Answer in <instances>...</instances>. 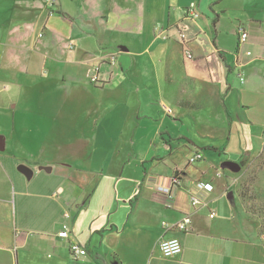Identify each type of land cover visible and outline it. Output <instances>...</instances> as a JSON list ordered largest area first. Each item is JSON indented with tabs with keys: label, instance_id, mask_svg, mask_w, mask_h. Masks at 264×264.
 I'll list each match as a JSON object with an SVG mask.
<instances>
[{
	"label": "crops",
	"instance_id": "1",
	"mask_svg": "<svg viewBox=\"0 0 264 264\" xmlns=\"http://www.w3.org/2000/svg\"><path fill=\"white\" fill-rule=\"evenodd\" d=\"M233 1L239 4L232 7ZM17 3L24 10H17L12 25L20 26L6 33L13 47L28 46V33L21 28L44 29L39 38L50 35L40 54L46 70L36 73L42 78L37 86L42 99L35 112L45 115L46 122L34 127L42 139L32 162L18 158L12 141L3 139L0 264H36L43 249L54 252L56 264L62 259L71 263L72 242L86 250L82 264H264V194L253 190L264 170V20L245 14L247 0ZM191 5L197 18L187 13ZM226 20L231 22L228 31ZM239 27L248 34L242 46ZM182 29L187 31L184 40ZM200 34L205 41L199 40ZM185 50L192 59L185 57ZM6 59L1 42L0 62ZM94 74L97 84L90 81ZM45 94L48 100H43ZM165 108L173 109V116ZM84 117L90 123H75ZM151 127L157 128L154 135ZM95 129L99 131L93 133ZM156 133L168 147V159L175 151L184 154L165 175L157 169L166 158L148 161L139 152L132 158L121 148L128 143L136 152L137 146L155 140L150 136ZM233 142L237 146L232 149ZM206 147L213 163L234 154L221 165L237 163L244 174L238 178L216 171L209 177L214 164L203 158L189 165L188 157ZM55 154L65 157L48 159ZM20 165L33 172L30 178L18 170ZM57 166L58 175L53 173ZM176 172L181 184L169 206L156 187L167 185ZM53 176L63 185L75 179L85 187L93 182L92 194L97 196L82 207L72 198L70 216L64 217L62 205L53 200L62 190ZM196 182L210 184L213 190L200 192V205L194 208L189 194ZM245 189L252 200L241 197ZM186 215L191 220L187 232L161 227L163 221L175 223ZM61 216L70 224L66 240L57 237ZM172 237L179 239L182 252L163 257L159 241Z\"/></svg>",
	"mask_w": 264,
	"mask_h": 264
},
{
	"label": "rangeland",
	"instance_id": "2",
	"mask_svg": "<svg viewBox=\"0 0 264 264\" xmlns=\"http://www.w3.org/2000/svg\"><path fill=\"white\" fill-rule=\"evenodd\" d=\"M19 0H0V43L2 42V48L7 55L6 62L4 61V64L0 62V137H2L4 140L9 139L8 144L12 143L14 144L13 148H16V155L18 158H24L27 161L32 162V159L38 154L40 149V142L42 133L38 132L34 129L35 125L38 123H45V115L36 114V110H38L40 107L39 103L41 101V97L37 94L38 91V81H40L41 77L36 76V73L41 75V72L45 71V67L43 66L44 59L40 56L41 52H43L42 49V43L48 42L47 37H50L49 34L46 35L44 38H39V35L41 32H44V29L37 28V31L29 30L26 28H21V33L27 32L28 34V46L19 49L17 47H13L11 43L6 39V33L9 32L8 29L12 27H18L20 25H12V22L14 21V15L19 11L21 13L24 8L21 7V3H17ZM243 1V0H241ZM255 0H247L246 5V11L245 14H247L250 17H255L261 20H264V0L262 3H259L258 5L254 3ZM239 3L233 1L232 7H236ZM254 4V5H253ZM240 6L243 7L242 2ZM25 7V6H24ZM231 17V15H228ZM44 21V18L41 17L40 21ZM41 21V22H42ZM231 22L229 20H226L223 22V25L225 26V30H230V24ZM181 33L184 35L187 34L186 29H182ZM203 34H200L199 40L205 41V38H202ZM60 42H63L62 39H58ZM54 41V40H53ZM67 44L69 42L67 41ZM22 70V71H21ZM39 70V71H38ZM29 72V74L24 75L25 72ZM30 75V78H27V76ZM36 79V82H34ZM42 79V78H41ZM21 85V87L18 86ZM5 87V88H3ZM47 96V97H46ZM46 97V98H45ZM52 97V96H51ZM48 100L49 95L45 94L43 100ZM109 98L106 96V101L109 102ZM170 110L173 112V109L170 108ZM175 111V110H174ZM176 112V111H175ZM47 112L43 110V114H46ZM173 116V113L169 114ZM174 118V117H173ZM107 119V118H106ZM71 121V120H70ZM73 121L72 123H74ZM75 123H90L88 118H82L80 122ZM152 125L160 124L159 121H151ZM157 128L152 130V127L150 128L151 133H153ZM96 131H99V129H95L93 133H96ZM113 130H108L109 133ZM87 132V131H86ZM84 131V133H86ZM211 132V131H209ZM88 132L86 133V135ZM210 136L212 134H209ZM127 136H129L127 134ZM150 138H154L155 140H152L148 143L146 146H137L136 152L133 147H131L128 143L124 144L121 148L126 153H132L131 157L135 158L136 153H141L142 156L146 158V160L151 161V158L153 156H159L166 158V162L160 163L158 165L157 172L160 174H168L169 168L172 167V162H176V164L183 161V152H173L174 158L168 159V147H164L160 141V137L158 136V133L156 135L150 136ZM176 143L172 144V147H175ZM237 145L231 143V148L235 147ZM230 148V149H231ZM134 152V153H133ZM203 157V159L207 162L212 160L210 159L209 151L208 150H200L199 151ZM224 154V153H223ZM228 156H234V154H227L224 156H221L220 159L221 162L217 161L214 164V169H209L208 176L212 177L214 174H216V171H218L220 174H228V175H238L237 177H241V175L244 174V170H240L236 174L234 172H231L227 169L221 168V163L224 161H227ZM65 156H62L60 154H55V156H51L48 159L52 160H61ZM130 158V159H132ZM219 159V160H220ZM125 158V162H126ZM54 162V161H52ZM33 164V163H31ZM149 164V163H147ZM243 166V165H242ZM61 167L57 166L55 168V171L53 173L59 174ZM53 175V174H52ZM223 178V177H222ZM55 186L59 184L62 187L61 191L55 192L53 196V200H57V202L62 205V212L68 213L70 216V211L68 209V204L73 203L72 198H76V204L80 205L81 207L84 204H87L85 202L94 201L97 194H92L94 185L93 182L90 183L87 187L85 185H82L79 183L78 179H75L73 181V184L66 185L62 183L61 179H57V177H54ZM109 179V178H108ZM90 181H94V179L89 178ZM89 181V182H90ZM102 182L106 185H110L111 183L108 182L106 179H104ZM229 182L234 184L231 180ZM191 183V182H190ZM103 184V186H105ZM194 184V183H193ZM229 185L230 188L233 186ZM255 192H259L261 194H264V170L259 175V178L256 182L255 187L253 188ZM109 188H107L106 193H109ZM228 192H233L235 200H237V194L235 193L234 189H229ZM247 195H249V192H247ZM91 196V197H90ZM92 198V199H91ZM38 202H42L41 199H38ZM86 217V216H85ZM61 227L63 224H66L68 226V230H70L69 227V220L66 218H63L61 216ZM71 256V255H70ZM112 258V257H111ZM71 260V263H68L65 259L60 260L58 264H82V257L79 258H73L72 256L69 257ZM36 264H56L55 254L52 251H46L45 249L39 250L37 254V261ZM146 264V262H145Z\"/></svg>",
	"mask_w": 264,
	"mask_h": 264
},
{
	"label": "built area",
	"instance_id": "3",
	"mask_svg": "<svg viewBox=\"0 0 264 264\" xmlns=\"http://www.w3.org/2000/svg\"><path fill=\"white\" fill-rule=\"evenodd\" d=\"M55 0H49V4L51 5L54 3ZM194 5H191L187 8V13H190L192 18H197V14L193 11ZM237 33L239 36V45H244L248 40V34L242 27H239L237 29ZM42 35H39L41 37ZM181 39L184 40L185 36L183 33H181ZM185 57L187 59H192L191 52L188 50L184 51ZM246 56H250V52L245 53ZM114 57H112V60ZM97 75H91L90 81L93 84L97 83ZM241 82H243V78H240ZM5 88V87H3ZM166 112L168 114H171L172 111L168 108H165ZM202 155L200 152L196 151L192 155L188 157V164L192 165L200 160H202ZM179 173V172H178ZM181 184V180L174 174L168 179L167 185H158L156 187V191L159 195L165 197L167 204L170 206L174 199V193L175 189L179 187ZM194 191L189 194V200L192 207H198L200 205V199H199V193L200 192H211L213 190L212 185L204 183V182H196L192 185ZM213 214L211 215V217ZM64 217H68V214L66 213ZM191 224V220L189 216H184L180 221L175 223H168V222H162L161 227L163 230L169 232V231H179V232H187L189 230V226ZM57 237L61 240H66L69 238V230L67 225H63L60 229V231L57 233ZM158 248L160 253L163 257L169 258L179 255L182 252V245L179 239L177 238H161L158 244ZM69 252L73 258H79L84 257L86 255V250L78 243H70L69 244Z\"/></svg>",
	"mask_w": 264,
	"mask_h": 264
},
{
	"label": "water",
	"instance_id": "4",
	"mask_svg": "<svg viewBox=\"0 0 264 264\" xmlns=\"http://www.w3.org/2000/svg\"><path fill=\"white\" fill-rule=\"evenodd\" d=\"M4 140L2 137H0V152L4 151L5 145H4ZM222 169H227L231 172L237 173L240 171L241 166L237 163L234 162H225L221 165ZM43 170H45L46 172H50V168L47 167H42ZM18 170L25 175L26 177L30 178L32 176V171L25 165H20L18 167ZM231 198V196H230Z\"/></svg>",
	"mask_w": 264,
	"mask_h": 264
},
{
	"label": "trees",
	"instance_id": "5",
	"mask_svg": "<svg viewBox=\"0 0 264 264\" xmlns=\"http://www.w3.org/2000/svg\"><path fill=\"white\" fill-rule=\"evenodd\" d=\"M98 83V82H97ZM96 83V84H97ZM185 105V103H181L180 104V106H184ZM201 150H208L207 149V147L206 148H202ZM209 150H214V151H217L216 149H214V148H209ZM176 174V176L181 180V178H180V173H178V172H176L175 173ZM247 190L245 189V191H242V193H241V197L244 199V200H249L250 201V199L252 200V196L251 195H247ZM249 210H250V212L252 213L253 211H254V209H253V207H250L249 208ZM262 233H264V219H263V225H262Z\"/></svg>",
	"mask_w": 264,
	"mask_h": 264
}]
</instances>
